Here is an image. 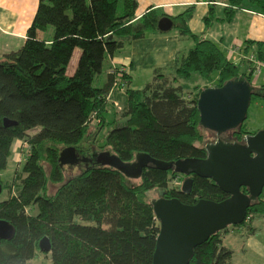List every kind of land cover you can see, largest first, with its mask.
<instances>
[{
    "label": "trees",
    "instance_id": "trees-1",
    "mask_svg": "<svg viewBox=\"0 0 264 264\" xmlns=\"http://www.w3.org/2000/svg\"><path fill=\"white\" fill-rule=\"evenodd\" d=\"M206 1L211 4L207 25L215 15L212 5L219 1L227 4L228 20L244 6L264 14V0ZM137 8V0H39L23 45L0 54V171L8 169L16 141L29 148L16 172L17 192L0 202V220L16 230L12 240L0 243V264H39L32 262L38 254L48 257V264H153L160 223L146 199L149 192L157 190L158 198L163 194L189 205L229 197L213 180L194 174L184 176L193 179L191 192L184 193L181 186L169 185L171 177L180 175L173 170L152 165L139 179H130L96 163L101 152H111L124 163L135 162L140 154L165 163L206 159V144H199L204 140L201 92L237 78L255 87L251 68L243 71L217 43L190 30L189 10L172 18L173 29L195 41L186 55L177 57L173 80L188 81L197 74L202 86L193 89V98L183 85L173 86L168 79L142 90L126 88L124 108L115 110L116 119L126 123L106 132L116 122L105 117L114 109L108 100L114 76L109 72L104 84L95 86L105 60L124 46L125 39L161 32L158 22L165 17L153 9L135 22ZM250 44L264 61V42ZM77 49L80 56L71 74ZM256 89L262 96L253 95L251 102L264 98V84ZM93 115L96 125L91 124ZM247 118L248 113L241 127L230 131L237 140L255 134L247 131ZM5 119L18 124L6 127ZM67 147L88 159L78 175L67 177L66 166H60V153ZM0 182L3 190L1 178ZM50 184L56 186L52 193ZM6 186L11 194L13 183ZM241 190L249 195L247 188ZM262 194L252 201L241 225L212 235L195 249L189 264H231L233 250L223 245V233L239 226L252 230L251 222L264 217ZM44 237L51 241L49 253L40 249Z\"/></svg>",
    "mask_w": 264,
    "mask_h": 264
},
{
    "label": "water",
    "instance_id": "water-1",
    "mask_svg": "<svg viewBox=\"0 0 264 264\" xmlns=\"http://www.w3.org/2000/svg\"><path fill=\"white\" fill-rule=\"evenodd\" d=\"M173 27L169 17H163L158 22L161 32H169ZM259 92L245 78L228 81L219 88L204 89L198 100L201 127L218 137L240 128L246 120L252 96H262ZM4 124L11 127L18 123L5 119ZM205 148L206 159L188 158L174 163L160 162L145 154L137 155L132 163L122 162L111 152H101L96 157L97 164L117 169L130 179H139L143 170L153 165L184 176L194 174L211 179L229 195L221 202L202 199L193 205L177 198H164L163 194L154 200L152 203L160 231L153 264H189L195 249L212 235L230 226L241 225L252 201L263 193L264 130L245 137L241 143L218 138L214 143L206 144ZM87 161V158L79 157L74 147L63 149L59 157L61 167ZM192 186L193 179L187 178L181 190L190 193ZM243 187L249 190V195L242 192ZM15 232L11 223L0 220V243L12 240ZM40 249L45 253L51 252L48 237L41 240Z\"/></svg>",
    "mask_w": 264,
    "mask_h": 264
},
{
    "label": "crops",
    "instance_id": "crops-1",
    "mask_svg": "<svg viewBox=\"0 0 264 264\" xmlns=\"http://www.w3.org/2000/svg\"><path fill=\"white\" fill-rule=\"evenodd\" d=\"M137 1L135 22L153 9L159 10L165 17L171 19L192 10V17L188 22L190 30L202 39H209L217 43L235 64L248 65L249 63L253 71V64L249 61V57L257 56V47L250 43L264 42L263 13L244 6L236 9L231 20H228L227 4L219 1L212 5L215 15L207 25L205 18L209 15L211 4L206 0ZM38 4L39 0H0L1 55L15 51L24 43L28 29L36 15ZM194 45L195 41L192 38L180 34L175 29L169 32H148L139 39H125L124 46L105 60L107 62L106 77L112 68H122L129 76L126 88L132 90H142L148 84L160 83L165 79L171 80L174 77V65L177 57L186 55ZM261 62L264 63V61ZM157 72L162 76H157ZM185 82L182 80L170 81L173 86L183 85L186 92ZM198 82L200 83H194L195 87L202 86L200 79ZM253 84L255 85V83ZM126 88H119L111 92L108 100L114 105V109H109L107 112L120 111L124 108ZM106 113L107 121L112 122L109 121ZM118 118L117 116L116 119L115 115L114 120L117 121ZM22 159H24L23 154L19 159L20 163L23 162ZM16 160L18 161L17 158ZM9 167H12V163ZM253 221L250 224L252 230L247 226H239L230 228L223 233V245L233 250L231 264H264V228L262 229L260 225L258 228L254 227ZM260 222L264 227V220L262 219Z\"/></svg>",
    "mask_w": 264,
    "mask_h": 264
},
{
    "label": "rangeland",
    "instance_id": "rangeland-1",
    "mask_svg": "<svg viewBox=\"0 0 264 264\" xmlns=\"http://www.w3.org/2000/svg\"><path fill=\"white\" fill-rule=\"evenodd\" d=\"M23 44V43H22ZM22 44L16 48V50L20 49V47L22 46ZM15 50V51H16ZM74 59L72 60L70 67H69V72L72 74L74 72V69L78 63V59L80 56V49H77L76 52L74 53ZM249 65V63H248ZM247 64H243L242 65V70L243 71H249L250 69V65L248 66ZM106 69H107V62L105 61L104 63V67H103V71L101 74H99L95 80V86L100 87L104 84V81L106 80ZM199 76L197 74H194L192 76L191 79H189L188 81L185 82V85L187 86V91H186V95L191 98L194 97V92L193 89L195 87L194 83H200L198 82L199 80ZM169 81H172L173 79H168ZM253 81L255 83V88H259L261 84L264 83V69L258 74V76L256 77V74L253 75ZM190 86V87H189ZM195 91V90H194ZM107 118L109 119V121H113L114 117H115V110L114 111H109L106 113ZM125 120H117L116 122L110 124L107 126L106 128V132H108L109 130H112L115 127H121L125 125ZM246 127H247V131L251 132V133H257L258 131H262L264 130V98H258V97H254L251 105L248 109V118L246 121ZM34 133V131L32 132ZM203 136H204V140L202 143H199L200 145L204 146L205 144L208 143H214L215 141H217L218 138H220L223 141H227V142H237V143H241L243 142V139L245 137H249V135H245V137H243L242 140H236L233 141L232 140V133L231 132H227L222 134L221 136H216L215 134L208 132L206 130L203 131ZM29 148L26 144H24L23 141H16L15 144L13 145L12 148V155H11V163H12V167H8V169L4 170V171H0V178L1 180L4 182V188L2 190V193L0 194V202L8 199L10 196L14 195L17 192V184L18 181L15 179L16 176V172L20 171L22 164L24 163V159L22 163L19 162V159L21 158V154H23L24 158L25 155L27 154ZM16 158L18 159V161L16 160ZM47 171L50 170L49 166H46ZM84 168V162H81L77 165L74 166H66V176H75L78 175ZM172 179L170 180V187H179L184 183V181L186 180L184 175H177L174 178L171 177ZM13 183V186L11 188V194H10V190L9 188L6 186L7 184ZM131 183H135V181H132ZM50 193L54 192L56 189L55 185L50 184ZM159 195L157 190L151 191L147 194L146 199L149 202H153L154 199H158ZM262 198L264 199V189H263V194H262ZM264 220L263 217H256L255 220L253 221L254 227L258 228V225L262 226L261 228L263 229V224H261V220ZM50 259L48 257H46L43 254H38L37 258L33 259L32 262L34 263H39V264H48L50 263Z\"/></svg>",
    "mask_w": 264,
    "mask_h": 264
},
{
    "label": "built area",
    "instance_id": "built-area-1",
    "mask_svg": "<svg viewBox=\"0 0 264 264\" xmlns=\"http://www.w3.org/2000/svg\"><path fill=\"white\" fill-rule=\"evenodd\" d=\"M249 61L253 64V74H256V76H258V74L263 70L264 68V63H262L256 55H252L249 57ZM110 73L114 76V84L113 87L111 89V92L117 90V89H124L127 86V79H125V75L127 74V72L122 69V68H112V70L110 71ZM111 92L109 95H111ZM109 97V96H108ZM118 107V105H116ZM120 109V108H119ZM98 123V121L94 118V115L92 116V121L91 124L92 125H96Z\"/></svg>",
    "mask_w": 264,
    "mask_h": 264
},
{
    "label": "flooded vegetation",
    "instance_id": "flooded-vegetation-1",
    "mask_svg": "<svg viewBox=\"0 0 264 264\" xmlns=\"http://www.w3.org/2000/svg\"><path fill=\"white\" fill-rule=\"evenodd\" d=\"M232 140H233V141H236L237 139H236V138H234V136L232 135Z\"/></svg>",
    "mask_w": 264,
    "mask_h": 264
},
{
    "label": "bare ground",
    "instance_id": "bare-ground-1",
    "mask_svg": "<svg viewBox=\"0 0 264 264\" xmlns=\"http://www.w3.org/2000/svg\"><path fill=\"white\" fill-rule=\"evenodd\" d=\"M3 187V186H2Z\"/></svg>",
    "mask_w": 264,
    "mask_h": 264
}]
</instances>
